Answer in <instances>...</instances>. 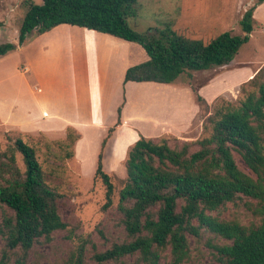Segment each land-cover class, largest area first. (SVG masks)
<instances>
[{
  "label": "trees",
  "instance_id": "trees-1",
  "mask_svg": "<svg viewBox=\"0 0 264 264\" xmlns=\"http://www.w3.org/2000/svg\"><path fill=\"white\" fill-rule=\"evenodd\" d=\"M262 1V0H259ZM137 0H41L30 3L19 27L17 44L0 43V56L22 45L28 33L41 34L59 24L94 29L140 44L148 55L144 62L127 68L124 80L173 83L184 72L205 70L229 63L250 39L252 8L240 19L242 33L224 31L208 41L188 38L166 25L154 32L134 30L129 19ZM253 89L244 91L237 104L223 103L211 115V132L192 143L170 146L168 138L140 136L126 153L123 177L103 169V151L97 157L94 177L105 186L104 210L116 208L126 233L124 240L104 250H95L90 264H114L135 257L132 264H182L189 257L188 235L200 239L205 233L223 238L207 240L220 264H264V66L246 81ZM245 83V82H244ZM243 83V84H244ZM242 84V85H243ZM196 102L208 104L193 87ZM120 111L116 125L120 123ZM113 128L102 140V148ZM12 146L0 150V237L5 250L0 264H9L7 252L22 249L14 264L40 238L66 227L58 210L59 192L52 188L39 163L35 148L20 137L0 132ZM233 152L251 170L237 166ZM17 154L21 156L20 167ZM244 201L257 218L242 223L220 219L214 212L227 203ZM4 207L9 210L4 209ZM169 248V256L165 251ZM64 264H88L83 245L68 253Z\"/></svg>",
  "mask_w": 264,
  "mask_h": 264
},
{
  "label": "rangeland",
  "instance_id": "rangeland-1",
  "mask_svg": "<svg viewBox=\"0 0 264 264\" xmlns=\"http://www.w3.org/2000/svg\"><path fill=\"white\" fill-rule=\"evenodd\" d=\"M33 2L40 3L41 0H0V43L13 42L17 44L22 19L28 5ZM250 8L253 11L250 39L240 48L236 61L238 63L248 62V69L252 70L255 66L258 69L264 66V0H137L134 5L136 13L129 19V24L138 32L150 31L155 34L157 33L156 30L164 29L166 25H170L176 32L188 38L208 41L224 31L241 34L240 19L245 11ZM33 34V31L27 34L22 50L18 48L22 47L23 44L0 56V59H3V62L0 63V110L3 112L2 125H4L0 124V132L8 133L12 138L20 137L25 143L35 148L37 159L45 171L47 183L59 192L58 210L66 223V227L55 231L50 240L40 238L35 242L24 256L23 264H64L68 253L80 245H83L87 263L90 264L93 262L90 256L95 250H104L113 242L126 238L125 230L120 221L121 216L116 208L117 189L113 196V206L104 210L102 206L105 202V186L99 177H94L100 148L92 146L88 149H74V141L78 138L76 132H67L66 138L61 135L58 137L55 132H28L30 124L22 120L24 119L23 113L26 108L27 110L32 107L35 108V94L29 93L28 90L27 95L25 93L20 94L17 90L13 91L10 75L15 72L16 63L21 58L19 68L25 72L24 74L32 86L35 83L38 84V81H35L38 76L34 68L31 66V70L26 72L28 68L22 61L23 58L30 56V51L34 48L35 34ZM135 44L139 51L142 49L143 52L141 53L143 54L140 53V56L137 57L135 51L137 48L132 49L134 60L140 62L145 57L147 59V54L143 48L138 43ZM142 57L143 59L140 60ZM63 64L65 63L62 57H55L54 61L49 63V67L57 69ZM227 64L205 70L184 72L177 77L175 82H187L196 85L225 70L224 68L228 67ZM234 73L235 71H231L230 74L224 75L226 83L229 80L237 79L238 74L234 76ZM42 75L43 73H41ZM222 81L221 76L219 83H223ZM246 81L226 89L227 95L216 98L208 105L207 110L204 105L200 107L198 116L201 120V129L199 128V135L195 139L188 140L192 143L191 151L198 149L197 140L210 134L212 123L209 117L215 109L227 102L237 104L243 98L244 91L254 88L252 84L246 83ZM216 87L214 86L213 89ZM199 96L205 100L202 94ZM14 103L18 104L17 109L14 113L7 114ZM183 105L186 106L184 103ZM43 122V120H39L36 124ZM1 137L0 150L10 148L12 146L11 140H7L4 135ZM167 140L172 147L180 146L187 141L173 137ZM127 150L125 149L123 157L121 155L116 158L114 163L110 161L113 155L107 151L106 164L103 165V169L113 176L115 183L116 178L124 176V160ZM233 155L240 170L252 174L240 155L236 152H233ZM17 159L20 167L23 168L20 154H17ZM108 159L109 161H107ZM4 209L9 210L6 207ZM214 214L220 219L235 218L245 224L257 220L246 209L242 200H237L234 203L229 202ZM1 218L2 208L0 207V222ZM209 235L205 233L200 239H196L192 235L187 236L190 248L189 257L182 264H220L215 258V250L207 240ZM210 236L212 243L225 242L223 238ZM5 247L4 239L0 237V256ZM7 253L9 264H14L17 257L21 256L22 249L18 248ZM164 254L169 256V248ZM135 261L134 256H128L114 264H132Z\"/></svg>",
  "mask_w": 264,
  "mask_h": 264
},
{
  "label": "crops",
  "instance_id": "crops-1",
  "mask_svg": "<svg viewBox=\"0 0 264 264\" xmlns=\"http://www.w3.org/2000/svg\"><path fill=\"white\" fill-rule=\"evenodd\" d=\"M34 34V48L22 61L28 68L26 72L31 66L34 68L38 84L32 86L19 68L21 58L10 75L13 91L27 95L28 90L35 94V108H26L23 113L22 120L30 124L28 132H55L58 137L66 138L67 132L74 131L78 135L74 149L92 146L104 149L103 165L106 164L107 151L113 155L110 161L114 163L140 136L195 139L199 135L201 120L193 87L210 105L219 96L227 95L226 89L249 80L258 69L257 66L248 69L246 61L238 63L237 55L223 73L220 72L222 74H214L196 85L175 81H125L127 68L146 59L134 60L132 49L137 48V42L72 24H59L44 33ZM20 47L18 49L22 50L24 44ZM137 49L138 57L143 51ZM55 57H62L65 64L51 69L49 63ZM231 71H235L234 76L238 74L237 79L226 83L224 75ZM221 76L223 83H219ZM214 86L217 87L213 89ZM17 107L16 103L11 105L7 114L14 113ZM119 107L120 123L116 125ZM2 118L0 110L1 125ZM38 119L44 122L36 124ZM111 128L113 131L102 148V140ZM1 140L0 135V145Z\"/></svg>",
  "mask_w": 264,
  "mask_h": 264
}]
</instances>
